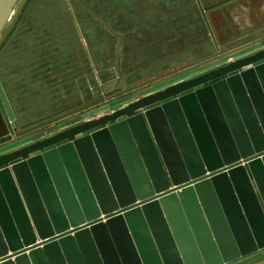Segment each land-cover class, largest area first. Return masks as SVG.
Here are the masks:
<instances>
[{
  "label": "water",
  "instance_id": "1",
  "mask_svg": "<svg viewBox=\"0 0 264 264\" xmlns=\"http://www.w3.org/2000/svg\"><path fill=\"white\" fill-rule=\"evenodd\" d=\"M103 101L21 129L0 79V146ZM0 264H264V49L0 154Z\"/></svg>",
  "mask_w": 264,
  "mask_h": 264
},
{
  "label": "rangeland",
  "instance_id": "2",
  "mask_svg": "<svg viewBox=\"0 0 264 264\" xmlns=\"http://www.w3.org/2000/svg\"><path fill=\"white\" fill-rule=\"evenodd\" d=\"M223 1L231 0H30L0 46V79L10 101L21 108L16 109L20 128L102 97L105 101L7 142L0 150L74 121L100 117L158 83L210 67L220 52L202 9Z\"/></svg>",
  "mask_w": 264,
  "mask_h": 264
},
{
  "label": "crops",
  "instance_id": "3",
  "mask_svg": "<svg viewBox=\"0 0 264 264\" xmlns=\"http://www.w3.org/2000/svg\"><path fill=\"white\" fill-rule=\"evenodd\" d=\"M215 5H218V7L216 6L215 8H211L208 11L210 13L211 25L213 27V33L210 34L212 37L215 36L218 40V45H216V43L212 40L216 45L215 48L216 51L220 52V54L217 56L218 58L216 59L217 62L208 64L207 66L210 65V67L205 68L200 72H196V73L189 72L188 74L183 75V77L180 76L182 75L180 74L179 75L180 78L177 80L173 78V80L170 79L161 82L160 84L158 83L157 85H154L151 89L145 92H141L139 94L137 93L133 98L131 97L127 101L125 100L123 102H120L117 106H115L106 113H110L117 108L123 107L146 94L163 89L167 87L169 84H173L177 81L187 79L207 69L218 67L229 61H233L234 59H237L239 57H243L251 53H254L260 49H264V0H231L226 3H224V1L220 3H216ZM11 104L15 111L16 117H19L21 119L22 117L19 116V114L16 111V109L19 110L21 108L15 103H13L12 99H11ZM113 106H110V108ZM93 118L96 117H89L87 119L77 122L74 121L72 124H67L65 126H62L61 128L58 127V130H56L55 132L52 131L45 132L44 134L33 137L35 139L29 142L26 143L24 142L20 144L16 148L29 144L33 141H36L37 139L47 137L66 127ZM16 148H13L11 150L9 149L0 150V154L12 151Z\"/></svg>",
  "mask_w": 264,
  "mask_h": 264
},
{
  "label": "flooded vegetation",
  "instance_id": "4",
  "mask_svg": "<svg viewBox=\"0 0 264 264\" xmlns=\"http://www.w3.org/2000/svg\"><path fill=\"white\" fill-rule=\"evenodd\" d=\"M29 1H30V0H25V2L23 3V6L21 7V9H20V11H19L17 17H16L15 20L11 23V25H10V27H9V30H8L7 34H9V33L14 29V27H15L17 21H18L19 18H20V15H21V13H22V10H24V7L26 6V4H27ZM6 36H7V35H6ZM5 38H6V37H5ZM4 40H5V39H4ZM4 40H3V42H4ZM3 42L0 44V46L3 44Z\"/></svg>",
  "mask_w": 264,
  "mask_h": 264
},
{
  "label": "trees",
  "instance_id": "5",
  "mask_svg": "<svg viewBox=\"0 0 264 264\" xmlns=\"http://www.w3.org/2000/svg\"><path fill=\"white\" fill-rule=\"evenodd\" d=\"M7 91H8V90H7ZM71 108H72V106H71V107H68L67 110H69V109H71Z\"/></svg>",
  "mask_w": 264,
  "mask_h": 264
}]
</instances>
